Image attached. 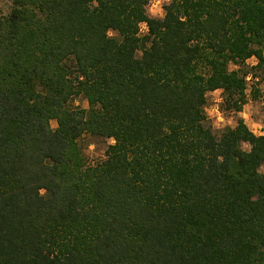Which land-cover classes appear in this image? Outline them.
Wrapping results in <instances>:
<instances>
[{"label":"trees","instance_id":"1","mask_svg":"<svg viewBox=\"0 0 264 264\" xmlns=\"http://www.w3.org/2000/svg\"><path fill=\"white\" fill-rule=\"evenodd\" d=\"M10 1L0 264H264V135L215 134L205 108L216 89L245 103L264 0H171L160 18L150 0ZM86 134L112 139L97 160Z\"/></svg>","mask_w":264,"mask_h":264},{"label":"rangeland","instance_id":"2","mask_svg":"<svg viewBox=\"0 0 264 264\" xmlns=\"http://www.w3.org/2000/svg\"><path fill=\"white\" fill-rule=\"evenodd\" d=\"M171 0H150L147 5V12L155 18L163 17L165 14V5ZM0 8L2 12H9L11 9L10 0H0ZM141 34H146L148 27L145 23H141ZM114 34V32H112ZM258 62L256 57L247 60L241 70L248 72L246 75L245 103L240 110H236L226 101V96L222 89H216L207 93L206 112L209 123L215 134H221L229 128L237 126L238 121L243 119L249 129L256 135H264V68H252ZM65 64L70 68L72 73L70 78L74 81L77 79V64L74 56L66 59ZM240 68L235 63L230 64V69ZM71 104L73 106H81L89 108V103L83 94L75 96ZM231 106V107H230ZM52 127L56 128L58 123L55 119L51 121ZM112 142V139L106 140L102 137L86 134L83 139L85 152L89 160L94 161L105 154L106 143ZM243 148L249 150L251 145L247 142L243 143ZM264 172V164L261 167Z\"/></svg>","mask_w":264,"mask_h":264}]
</instances>
